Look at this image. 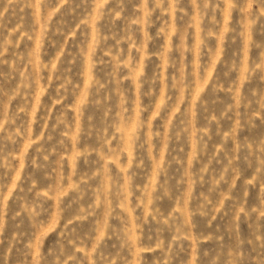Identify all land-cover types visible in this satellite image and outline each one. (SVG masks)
<instances>
[{"label": "rangeland", "instance_id": "rangeland-1", "mask_svg": "<svg viewBox=\"0 0 264 264\" xmlns=\"http://www.w3.org/2000/svg\"><path fill=\"white\" fill-rule=\"evenodd\" d=\"M0 264H264V0H0Z\"/></svg>", "mask_w": 264, "mask_h": 264}]
</instances>
